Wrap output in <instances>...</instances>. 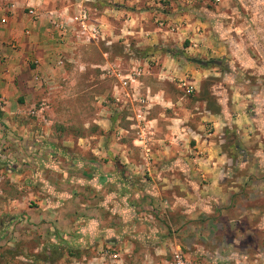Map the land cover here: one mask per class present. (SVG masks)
Segmentation results:
<instances>
[{"label":"crops","instance_id":"obj_1","mask_svg":"<svg viewBox=\"0 0 264 264\" xmlns=\"http://www.w3.org/2000/svg\"><path fill=\"white\" fill-rule=\"evenodd\" d=\"M94 1L0 0V98L4 100L5 117L11 120L8 126L0 127V131L7 129V134L0 132V161L9 159L6 169L0 164V229L6 232L8 247L17 240L31 239L59 241L64 245L79 242L81 249L59 250L63 257H73L69 264H102L99 258L107 250L119 254L116 264H148L167 256L168 248L158 244L162 237L156 233H164L163 223L153 214L150 219L137 217L132 221L135 227L140 224L146 229L153 224L151 233L128 230L126 195H122L125 197L117 200L118 207L113 208L121 215L118 217L120 227L116 229L105 222L106 228L100 232L96 220L70 211V204L87 183L94 185L102 179L107 181V186L109 181H115V161L126 169L120 173L122 176H126L127 171L133 175H151L159 180L155 188L170 194L180 191L182 194L175 197L172 208H183L184 213H190L188 217L185 214V230L192 228L191 220L196 219L195 208L199 207V228L205 236L214 230L226 242L233 234L237 243L255 237L259 244L264 243V124L256 123L262 118L250 117L255 107H247L251 103L249 97L264 101V83L252 85L239 74L232 79L227 73L226 77L233 83L232 100L221 99L218 96L222 92L217 93L221 113L214 115L206 107L198 113L200 126L206 124L215 131L197 135L186 125L184 114L179 116L171 110L175 103L172 98L177 74L175 60L170 53L157 52L138 60L144 63L140 92L149 99L146 112L139 117V104L129 102L116 91L117 80L111 77L112 72L120 71L115 66H125L129 37L138 36L136 48L142 44L151 47L158 42L165 46L174 38L168 26L179 29L178 33L184 35L189 25L171 22L146 31L147 26L140 21L143 14L138 15L139 12L123 6L139 0H99L101 5L95 6L100 2L93 4L92 8L91 3L97 0ZM245 2L250 3L245 14L252 17L253 23L246 19L247 23L237 25L235 15H241L237 9L231 13L209 8L199 10L203 18L199 26V51L207 58L214 54L231 57L229 69H233L236 62L241 66L245 65V59L251 61L248 62L252 69L249 73L260 83L264 79V6L257 9L259 0ZM111 4L117 5L112 7ZM83 6L90 9L92 23L100 29V38L85 41L71 30L63 34L56 28L55 23L60 18L76 14ZM29 9L36 11L37 19L33 20ZM176 16L181 18L183 14ZM256 19L260 21L257 25ZM245 35L260 52L261 59H256L260 61L258 64L248 56L250 45ZM189 48L186 50L191 54ZM146 58L156 61L157 66L151 68ZM207 72L208 69L192 70L194 76L199 73L200 81L212 75ZM214 74V77L223 75L221 71ZM128 102L137 113L140 139L135 143L144 147L140 158L129 153L128 146L121 139L117 142L111 132L114 127L124 130L121 124L125 116L123 110L129 108ZM261 110L256 111L260 114ZM34 111H38L34 116L39 117L38 125L43 130L37 135L38 129L30 121H19ZM189 112L194 118L193 111ZM56 113L57 119L50 121L49 114ZM60 114L62 119H58ZM53 124L60 129L86 127L89 132L86 137L70 138L63 130L53 133ZM98 128L99 133L104 129V135H96ZM232 128L241 136L244 147L241 160L236 163L223 149L224 133ZM188 135L200 149L195 157L189 156V152L173 151L174 144ZM36 144L41 145L39 152ZM102 145L103 152L99 148ZM101 160L105 161V166L111 163L112 170L100 167L97 172L94 167ZM117 186L121 193H126V182L120 180ZM82 220L87 221L89 231L81 227ZM211 225L214 228L209 230ZM21 226L28 232L21 233ZM170 249L175 251L180 247ZM260 249L264 247H258L251 254ZM105 260L110 264V259Z\"/></svg>","mask_w":264,"mask_h":264},{"label":"rangeland","instance_id":"obj_2","mask_svg":"<svg viewBox=\"0 0 264 264\" xmlns=\"http://www.w3.org/2000/svg\"><path fill=\"white\" fill-rule=\"evenodd\" d=\"M245 1L246 0H139L136 2L125 3L123 5L124 8L130 11L135 10L136 12H139L138 15L143 14L140 21H142L143 24L147 26L145 29L146 31H154L155 27L157 26H168V24H171V22L175 24H179L178 22H180L181 24L185 25V27L186 25H189L188 28L190 29L186 32V34L181 35L178 33L179 29L168 26L170 30H173L174 38L169 39L167 42L168 44H166L165 46L161 45V42H158L157 44L154 43V45H150L151 47H148V45L141 43V47L136 48L137 42H139L138 36L129 37V47L127 48L125 66L120 65L118 67L115 66L114 68H117V70H121L125 73L131 71L134 66L143 69L144 63H140L138 60L144 57H151V54L147 55L148 53H170V55L175 60L174 65L177 69V74L175 77L176 79L174 81V84L176 85L173 92L174 97L172 96L175 103L173 106L174 108L172 107L171 110H175V112L179 116L180 114H184L183 117L185 118L186 125L191 127L192 130L197 133V135L215 131L213 127H207L206 124L205 126H200L201 115H199L198 113L202 110L203 107H206L210 109V111H212L214 115L219 114L221 113V106L218 103L217 98L221 97V99H224L226 101L229 98L230 100H232L233 90L231 89V86H233V83L232 80H229L226 77V74L230 73L228 75L232 79L235 74L236 76L237 74H239L240 78L243 77L246 80H250V83L252 85H255L256 83L258 84V86L264 83V79L262 80V82L257 83V81L255 80L256 77H252L253 75H250L249 72H251L252 69L248 62L251 61L247 59L243 61L245 65L240 66L239 63L236 62V64H232L233 69H229L228 67L231 66L229 65L231 57L229 58L226 57V55L218 56L214 54L210 58H207L206 55L200 53L199 26L200 20L203 18L199 16V10L209 8L211 10H225L226 12L228 11L231 13L232 10L235 11L237 9L241 14L235 15L236 20L234 19V21L237 25L247 23L246 19H249L248 21L253 23L254 20L252 19V17H247V13L245 11L247 10V4L249 5L250 3H246ZM259 1L260 2L257 3V5L259 6L257 9H262L264 6V1ZM99 2L100 4H97ZM93 4H97L95 6H99L101 5V1L97 0L95 3H91L92 8ZM114 4H111V6L114 7L117 5ZM178 13L183 14L182 17H184V20H182V17L178 18L176 16L178 15ZM179 19L182 21H178ZM257 19L256 25L258 22H260ZM151 34L152 33H149V36H151ZM245 38H247L250 45L248 49V56L258 64L260 62L259 60L261 59L260 52L254 47L253 44H251L253 42L250 41V37L245 35ZM187 48H189L188 50L189 52H191V54L187 53ZM131 58L134 60L132 61ZM257 58H259V60H256ZM147 62L149 63V65H151V68L157 66L156 61L147 59ZM208 63L210 64L204 65ZM207 69L212 74L210 76H213L208 77L211 78V81L208 80V78H204V81H200L201 77H199V73L198 75H195L196 77L192 73V70L206 71ZM218 71H221L223 75L221 77H214V73ZM209 72H207L206 74H210ZM194 80L195 82L198 80L196 85L192 83ZM189 88L191 89V92L187 93V89ZM254 90L257 91V89ZM219 92H222V94L221 96L217 95V97L216 94ZM212 94H215V96ZM238 98H240L239 101H241L240 103L242 104L243 97L240 96ZM248 101L251 102L248 103V108L251 106L255 107L254 109H252L255 113L253 112L250 117L255 116V118H262L261 121H258L256 123L264 124V111L262 112L261 110V108L264 109V101L253 100V97H249ZM128 104L129 108H125L123 110V114L125 116L122 119L123 121L121 126L124 127V130L122 129L123 131H121L119 129H115L116 127H114L112 128L111 132L116 137L117 142H119V140L121 139V142H124V144L128 146L127 151H129V153L133 154L134 156H139L140 154H142V152H144V147L142 145H139L138 143H135V140L137 141V139H140L139 128L136 125L137 113L131 109V103L128 102ZM243 104L245 105L246 103L244 102ZM244 105H242V107ZM185 108L187 109L186 112L183 111V109ZM258 109L261 110L260 114H258V112L256 111ZM189 110L193 111L192 113L194 114V118L190 114L191 111L188 113ZM114 111L116 112L115 109ZM60 115L61 116L59 117L61 118L58 119L63 118L62 114ZM79 115L82 116V114ZM37 117L38 116L34 115L29 116L28 114L26 115V119L21 117L19 121L20 123L30 121L38 129L36 130L37 135V132H39L40 134V132L43 131L41 128H39V117ZM48 119L50 121H55L57 119V113L52 116L51 114H49ZM8 121L11 120L5 117V113L0 106V127L8 126ZM55 125L56 124L51 125V131L53 133H55V131L61 132V130H63V132L66 133V136L70 138L86 137L89 132L86 127L75 126L74 128L70 127V129L67 127H65L64 129L62 127L63 129H60L58 125L57 127H55ZM0 132L7 134V129H1ZM191 132L189 134H191ZM96 135H104V129L101 128V132L99 133L98 128ZM223 137L226 140L225 148L223 149L227 151V155L233 157L235 163L236 161L239 162V160H241L242 150L244 148L241 136L232 128L227 129ZM1 144L2 142H0V145ZM40 146L41 145L36 144L38 152L40 151ZM196 146L197 142L192 140L191 136L188 135L186 139H181L179 144H174L173 151L185 153L189 152L187 153L189 156L195 157L200 151L199 147ZM103 147V145L99 147L102 152L104 151ZM2 149L3 147L1 148V150ZM0 153H2V151H0ZM8 161L9 159L7 157L2 158V160L0 161V164L4 169H6V164H8ZM114 163H116L114 165L115 181H109V185L107 186L105 185L107 181L102 179H100V181H98L97 183H93L94 185H91L92 183H87L86 188L84 187V191H79V197L74 198L75 200H73V202L70 204L69 209L71 212H75L76 215H83L89 220H96L98 222L97 228L100 232H104L103 229L106 228L105 222L111 223L113 226H115L113 227V229H116L120 227L119 224L121 222L119 221L118 217L121 215L118 214L117 209L114 210L113 208L118 207L117 200L125 197L122 195H126L125 203L128 209V214L127 222H125L129 225V231H133L135 233H144V231H146V233H151V231L154 230V227L152 226L153 224H151L150 222L147 229L145 228V226L140 224H137V226L135 227L134 224H132V221H135L137 217L150 219L149 216L153 214L158 219V221H160V223H163L161 227L164 228V233L161 234V231H158L156 233L160 234L162 237V239H159L158 244L162 243L164 244V246L166 245V247L168 248V254L167 256L158 258L157 260L154 259L155 262H161L164 259H170V254H172V249L170 248L178 246L188 257L192 259H209L214 264H264V250L260 249L256 254H251L254 252L253 250L257 249L258 247H264V243L262 242L261 244H259V241H256L257 239H255L256 237L253 240L247 239L245 241L237 243L234 241L235 236H233L232 234L228 236V240L226 242V240L223 239L222 235H220L219 233L216 234L214 230H211L214 228L213 225L208 227V229L211 231L208 232V235L205 236L204 234H202L203 231H201V229L199 228V207L195 208L196 214H194V218L196 219L191 220L193 225L192 228L189 231L185 230L184 227H186V224H184V221L187 219L185 217V214L188 217L190 216V213H184L183 208H172V202L175 201V197L182 194L180 193V191L170 194L167 191L165 192L163 190L157 189V187L155 188V184L159 185V180L156 177L153 178L151 175H133L131 171H127L126 176H122L120 173L123 170H126L125 167H123V165H119L120 163L118 161H115ZM105 165V161L101 160V162L99 163L96 162V167L94 168H96L97 172H99L100 167L104 170H107V168H110V170H112L111 163L108 164V166ZM120 180L127 183L128 189L125 194H123V192L121 193L119 187L117 186V183ZM109 199H111V201H109ZM231 215L235 216V214ZM80 224H82L81 227H84L85 230L89 231L86 220L80 221ZM165 226H167L168 228L167 231L165 230ZM19 231L21 233L28 232L27 228H24L22 226L20 227ZM34 231H36V229H34ZM5 234V230L0 229V264H62V262L69 264L70 262H72L71 260L73 257H63L61 254H59V252L61 253V251L59 250L65 249L69 252L70 249H81V245L79 244V242H67V244L64 245L59 241L41 242L38 239L25 241L17 240L15 244L11 243L12 247H8L9 245L8 242H6ZM76 257H78L77 254Z\"/></svg>","mask_w":264,"mask_h":264},{"label":"built area","instance_id":"obj_3","mask_svg":"<svg viewBox=\"0 0 264 264\" xmlns=\"http://www.w3.org/2000/svg\"><path fill=\"white\" fill-rule=\"evenodd\" d=\"M29 14L32 16L33 20L38 18V14L34 9L28 10ZM3 22L6 19L2 20ZM56 28L63 34L68 30L75 32V36L81 40L89 41L93 39L100 38V29L93 25L91 11L89 8L83 6L80 10L66 19L60 18L57 23H55ZM111 77L117 80V84L114 86L115 90L121 92L124 98H127L129 102L137 103L140 106L138 116L142 117L146 112V106L149 101L148 96L142 95L140 92L141 80L144 78V73L142 68L133 67L129 72L116 71L111 73ZM39 78L36 77V80ZM191 89H187V93H190ZM120 101V100H119ZM123 101V100H122ZM4 100L0 98V106L3 107ZM42 111V110H40ZM38 111H34L31 114L36 115ZM106 258L110 259V264H116L120 256L117 252H111L107 250L103 252L100 256L102 264H106ZM148 264H214L209 259H192L188 257L181 249L172 251L170 259H164L161 262L149 261Z\"/></svg>","mask_w":264,"mask_h":264},{"label":"trees","instance_id":"obj_4","mask_svg":"<svg viewBox=\"0 0 264 264\" xmlns=\"http://www.w3.org/2000/svg\"><path fill=\"white\" fill-rule=\"evenodd\" d=\"M148 52H149V51H148ZM154 53H155V52L148 53V54L146 53V54H147V55H149V54H151V55H152V54H154ZM209 64H210V63H208V64H204V65H209Z\"/></svg>","mask_w":264,"mask_h":264}]
</instances>
